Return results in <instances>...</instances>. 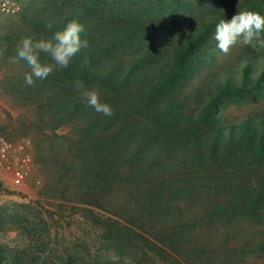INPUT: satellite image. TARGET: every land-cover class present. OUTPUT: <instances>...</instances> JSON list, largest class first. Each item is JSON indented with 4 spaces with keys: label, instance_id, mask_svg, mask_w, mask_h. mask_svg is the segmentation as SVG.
<instances>
[{
    "label": "trees",
    "instance_id": "16d2710c",
    "mask_svg": "<svg viewBox=\"0 0 264 264\" xmlns=\"http://www.w3.org/2000/svg\"><path fill=\"white\" fill-rule=\"evenodd\" d=\"M235 6L33 2L2 41L0 70L27 110L9 116L6 140L42 137L41 189L0 206V264H264V109L231 124L221 116L224 102L262 94L264 53L225 55L214 39L221 19L264 15V0ZM73 20L88 46L27 86L21 39H48ZM92 89L112 116L89 106Z\"/></svg>",
    "mask_w": 264,
    "mask_h": 264
},
{
    "label": "rangeland",
    "instance_id": "374dc122",
    "mask_svg": "<svg viewBox=\"0 0 264 264\" xmlns=\"http://www.w3.org/2000/svg\"><path fill=\"white\" fill-rule=\"evenodd\" d=\"M35 0H25L21 11L16 15H0V46L4 37L13 31H18L21 27L18 21L20 17L31 7ZM40 3L47 0H38ZM201 1L200 4H197ZM245 0H189L197 8V12H204L203 7H210L216 5L225 7L227 5H242ZM235 6V7H238ZM188 18V17H187ZM258 50L264 53V31L260 33L259 38L255 39L252 44ZM237 47L243 46L242 43L235 45ZM7 66L2 65L0 70V136L5 140V135L11 130L9 116L14 120L20 116V113L27 111L19 110L16 105H19L17 99L8 96L4 89L3 80L7 76ZM261 109H264V91L262 94L256 96H246L241 100L226 101L221 107V116L226 123H236L242 121L254 114H257ZM30 137L26 141H17L12 143L10 149V160H19L21 163L23 177L16 176L14 171H8L4 167V163L0 162V206L12 202H29L36 200L38 192L41 189L42 176L38 172L36 162L37 149L40 142H43L42 137L37 136L34 131H31ZM7 141V140H6ZM40 141V142H39ZM9 142V141H8ZM10 143V142H9Z\"/></svg>",
    "mask_w": 264,
    "mask_h": 264
},
{
    "label": "clouds",
    "instance_id": "9594fccd",
    "mask_svg": "<svg viewBox=\"0 0 264 264\" xmlns=\"http://www.w3.org/2000/svg\"><path fill=\"white\" fill-rule=\"evenodd\" d=\"M52 27L51 24L47 25L49 30ZM84 30L82 24L73 20L62 31H56L48 39L22 38L16 53L17 57L26 61L31 68V72L25 73L24 76L26 85L32 86L35 82L34 77L45 79L56 69H66L80 49L88 46L87 40H81L80 34ZM262 31H264V15L245 9L236 12L230 19H221L216 25L214 39L218 42V49L227 55L230 49L238 43L252 44L255 39L259 38ZM42 53L51 60V63L41 62ZM74 86L77 89L84 87L83 82L78 79L74 82ZM84 97L96 112L108 117L113 115L111 105L101 102L98 90H88L84 92ZM125 264H132V262L125 258Z\"/></svg>",
    "mask_w": 264,
    "mask_h": 264
},
{
    "label": "built area",
    "instance_id": "2783aa9c",
    "mask_svg": "<svg viewBox=\"0 0 264 264\" xmlns=\"http://www.w3.org/2000/svg\"><path fill=\"white\" fill-rule=\"evenodd\" d=\"M25 0H0V15H16L18 14ZM12 143L6 141L0 136V162L4 163V167L8 171H14L19 178L23 177L21 163L19 160H10V149Z\"/></svg>",
    "mask_w": 264,
    "mask_h": 264
}]
</instances>
